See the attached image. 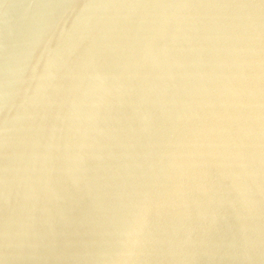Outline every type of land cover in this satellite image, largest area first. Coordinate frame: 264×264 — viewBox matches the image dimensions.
I'll list each match as a JSON object with an SVG mask.
<instances>
[{
  "label": "water",
  "instance_id": "1",
  "mask_svg": "<svg viewBox=\"0 0 264 264\" xmlns=\"http://www.w3.org/2000/svg\"><path fill=\"white\" fill-rule=\"evenodd\" d=\"M0 264H264V0H0Z\"/></svg>",
  "mask_w": 264,
  "mask_h": 264
}]
</instances>
